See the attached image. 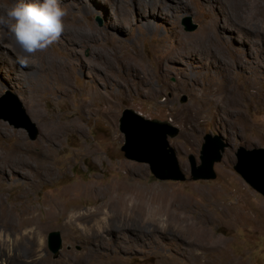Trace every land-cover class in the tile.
<instances>
[{"label": "rangeland", "instance_id": "rangeland-1", "mask_svg": "<svg viewBox=\"0 0 264 264\" xmlns=\"http://www.w3.org/2000/svg\"><path fill=\"white\" fill-rule=\"evenodd\" d=\"M185 3L188 9L181 10L168 0H61L68 12L65 32L30 63L37 70L48 63L44 58L53 56L69 66L68 83H55L52 96L36 91L34 82L33 86L24 82L14 58L0 53V98L14 96L37 131L31 140L25 128L0 118L8 128L7 133L0 131V153L10 157L21 147L35 154V165L46 158L55 170L51 180L23 199L24 187L13 186L15 177L4 176L0 198L16 220L26 206L34 207L41 224L49 217L51 202L58 204L43 235V258L31 255L20 262L8 259L7 264H264V197L233 169L239 147L264 148V36L239 27L244 23L253 27V16L229 20L217 0ZM186 19L194 30H185ZM214 21L224 39L221 56L201 47L196 61L191 60L183 36L197 35ZM5 34L0 29L1 39L8 38ZM4 45L14 48L9 41ZM132 63L152 74L155 94L140 93L136 82L131 87L125 84L126 68ZM31 68L23 70L29 75ZM226 75L242 98L235 107H217L216 98L202 92L206 83H221ZM124 110L178 129L167 141L187 176L185 182L158 181L147 164L124 157L119 131ZM50 119L73 120L75 128L62 133L53 152L43 157L39 154L44 124ZM206 135L227 148L214 165V180L190 181L187 158L193 155L199 161ZM100 205L110 214L105 239L93 242L87 221L82 232L64 226L70 214L90 213ZM127 207H134L132 220L124 222ZM201 228L208 234V248L199 246ZM52 231H58L62 241L56 259L47 248ZM14 238L15 233L0 224V250L1 241L12 244ZM25 245H10L8 252L30 250ZM94 245L102 247L96 256L90 254Z\"/></svg>", "mask_w": 264, "mask_h": 264}, {"label": "bare ground", "instance_id": "bare-ground-1", "mask_svg": "<svg viewBox=\"0 0 264 264\" xmlns=\"http://www.w3.org/2000/svg\"><path fill=\"white\" fill-rule=\"evenodd\" d=\"M168 1L170 4L177 3V6L181 8V10L182 8L188 9V4L185 3L186 0H171L172 2H170V0ZM15 2L16 0H0V13L5 12ZM217 2L219 3L218 6L222 10V12L230 18L229 20L234 21V19H236L235 21H237L238 19H251V16H253V27L249 26L248 24H245L243 22L244 20H242L244 24H240L241 26L239 27H242L246 32L248 31V33L254 31L257 34H261L262 36H264V0H217ZM5 4L6 6H4ZM173 5L175 6V4ZM127 14L129 13L127 12ZM216 25L218 24L214 21V23L212 24H206V26H204L203 29L197 35H185L187 36L186 38L185 36H183L182 42L186 51L185 53L188 54V58L191 57V60L196 61V56L199 55V53L201 54V47H205V49L209 50V53L214 54L216 57L221 56V50L224 49V39ZM0 29L4 30L3 28ZM5 35H7L8 38L3 37L1 39L0 37V53L4 51L14 58V60L16 61L14 67L17 69H21L20 71H18L21 73V79L23 81L27 79L28 82L31 83V86H33L32 82H34V88L36 89V91L40 92L42 95L46 94L52 96L57 92H55V90L57 89L54 87L55 83H57L58 86L63 83H68L70 77L69 66H67L66 63L53 56L44 58L46 61H48V63H46L45 65L43 64L41 68L38 67L37 70H35L33 67L31 68L30 64L29 67L32 69V72L27 75L28 67L26 68L27 71L26 69L23 70L17 63V55L20 54V50L9 38V34L7 32ZM6 39H9V43H12V45H14V48L9 49L7 46L4 45L5 42H8L5 41ZM133 63L131 64L130 69L126 68V72L129 74V76L127 79H124L125 84L131 87V82L133 81L136 82L135 84H137L136 86L138 87V89H140V93L144 94L145 92H150L152 94H155L156 91L154 87V77L152 76V74L147 69L141 68L137 64ZM49 70L51 71V73H49ZM0 76L1 78H3L2 74ZM206 84L207 90H203L202 92L205 96L209 98H216L214 105H216L217 107H222L221 104H223L225 107H228V105H234L235 107L237 106V103L239 104V100L242 99L238 95L237 87L234 85L233 79L230 75H226L221 83H211L210 81V83L208 82ZM22 93H26V87L25 90H22ZM97 95L101 96L98 93ZM225 103L228 104L225 105ZM199 114L200 113H196L194 115L199 116ZM40 117L43 120L46 119L43 114ZM74 128L75 124L73 120L63 123H59L51 119L48 120V122L44 124V137L43 141H41V149L39 155H42L44 157V155L48 156L49 154H51L56 146L57 141L60 139L61 134L64 132H68ZM0 131H4L6 133L8 132V128L1 122ZM33 156L35 157V154H31L27 150H23L21 147H18L17 150L14 152V155H11L10 157L0 153V183L5 181V178L9 179V177H15L12 179L11 184L13 186L22 185L24 187L22 190V195L20 196L21 199L28 196L31 190L36 189L41 182H47L51 180L55 175L54 168L50 165V163H48L46 158L41 159L38 165H35V163L32 161ZM4 176L6 177L4 178ZM57 208V202H51V210L49 212V217H47L46 221H44V223L42 224L39 223L37 217L35 216V208L32 206H26L25 210L20 213V220H16V216L14 217L10 213V209H8V207L7 209L5 208L3 199L0 198V209L2 210L0 211V224L6 227L8 231H13L15 233V238L12 239V244H10V241H7L6 239L1 241L2 250H0V264H7L8 259L20 262L24 258H27V256L29 257L31 255L42 259V254L44 251V245L42 240L43 235L46 233V228L49 226L51 221L56 217ZM133 209L134 207H131V209L129 207L125 208L126 212L123 216L124 222L132 220L130 212ZM107 211L108 210L105 209V206L100 205V207L90 213L84 214L81 212H74L73 214H70V216H68V218L65 220L64 226L72 230L74 228H77L76 230L82 232L83 223L87 221L90 223V233L88 234V237L91 240L99 239V237L100 239L104 238L105 234L108 233L107 226L110 220V214L107 213ZM112 217L113 219H117L114 217V215H112ZM119 220L120 218H118V221ZM77 234L80 233L77 232ZM80 236H83V233L82 235L80 234ZM198 237L199 246L201 247V249L208 248L209 243L207 242L208 234L206 230L201 228L198 233ZM26 239H28V241H26ZM26 243L31 246L30 250L18 251L14 248L12 252H8V250L11 251L12 248L10 245L26 246ZM98 245H94V247H92V252L90 253L91 255L96 256L99 254V249H102V247Z\"/></svg>", "mask_w": 264, "mask_h": 264}, {"label": "water", "instance_id": "water-1", "mask_svg": "<svg viewBox=\"0 0 264 264\" xmlns=\"http://www.w3.org/2000/svg\"><path fill=\"white\" fill-rule=\"evenodd\" d=\"M186 31L195 26L190 19L184 21ZM0 118L9 119L16 127L25 128L29 138L34 140L37 131L26 119L20 103L13 96L0 98ZM119 131L124 136L120 150L126 159L147 164L152 176L158 181L185 182L186 174L180 167L176 152L167 138L178 134V129L165 121L144 119L132 110H124L119 119ZM227 144L210 135L204 137L197 161L189 155L190 181H210L216 178L214 165L222 160ZM234 171L257 193L264 197V148L246 149L239 147L235 154ZM47 248L56 259L62 249L58 231L47 235Z\"/></svg>", "mask_w": 264, "mask_h": 264}, {"label": "clouds", "instance_id": "clouds-1", "mask_svg": "<svg viewBox=\"0 0 264 264\" xmlns=\"http://www.w3.org/2000/svg\"><path fill=\"white\" fill-rule=\"evenodd\" d=\"M67 15L61 0H16L0 13V28L20 50L17 63L22 69L29 67L37 53L46 52L59 42Z\"/></svg>", "mask_w": 264, "mask_h": 264}]
</instances>
